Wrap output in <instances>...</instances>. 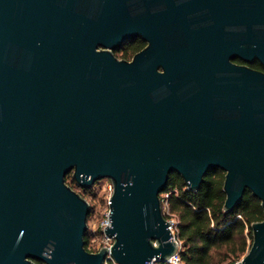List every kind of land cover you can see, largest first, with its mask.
<instances>
[{
    "label": "water",
    "instance_id": "1",
    "mask_svg": "<svg viewBox=\"0 0 264 264\" xmlns=\"http://www.w3.org/2000/svg\"><path fill=\"white\" fill-rule=\"evenodd\" d=\"M141 38L131 60L114 51ZM240 58L247 64H236ZM264 0H0V264L166 263L160 195L225 172L264 213ZM110 179L111 247L85 248ZM235 264H264V219Z\"/></svg>",
    "mask_w": 264,
    "mask_h": 264
},
{
    "label": "trees",
    "instance_id": "2",
    "mask_svg": "<svg viewBox=\"0 0 264 264\" xmlns=\"http://www.w3.org/2000/svg\"><path fill=\"white\" fill-rule=\"evenodd\" d=\"M132 41L115 50V55L121 53L120 59H129L144 44L141 41L132 46ZM249 65L263 70L259 61ZM224 178L223 170L213 169L205 175L200 189L192 191L180 175L174 174L169 178L167 189L160 195L162 202L168 204L169 213H164L165 217L168 220L176 218L177 221L174 225L175 238L179 242L178 255L182 264H235L252 245V224L264 219L261 201L247 190L243 200L232 211H225ZM98 182L87 190L75 182L72 174L66 176V183L84 198L86 194H91ZM91 207L92 214L95 209ZM89 243L87 231L85 248L95 252ZM107 264L115 262L110 260Z\"/></svg>",
    "mask_w": 264,
    "mask_h": 264
},
{
    "label": "rangeland",
    "instance_id": "3",
    "mask_svg": "<svg viewBox=\"0 0 264 264\" xmlns=\"http://www.w3.org/2000/svg\"><path fill=\"white\" fill-rule=\"evenodd\" d=\"M116 56L120 59L121 53H117ZM112 183L109 179H102L98 182L95 188L91 191V194H86V200L94 207L95 211L88 216V232L90 236V247L92 250H98V248L107 243V239L103 234L102 225L105 222L109 209V199L112 194ZM79 191V190H78ZM163 212L169 213L167 202H162ZM170 221L176 225V218L170 219ZM173 230L175 232V227ZM110 243V241H108ZM103 247V246H102Z\"/></svg>",
    "mask_w": 264,
    "mask_h": 264
},
{
    "label": "built area",
    "instance_id": "4",
    "mask_svg": "<svg viewBox=\"0 0 264 264\" xmlns=\"http://www.w3.org/2000/svg\"><path fill=\"white\" fill-rule=\"evenodd\" d=\"M112 189H113V186H112ZM108 225H110V221H109V213H108V215H107V218H106V220H105V222L103 223V225H102V228H103V234H104V230H105V227L106 226H108ZM173 223H172V231H173V233H174V235H175V232H174V230H173ZM104 236H105V238L107 239V243L105 244V245H102L103 247H111V245H112V243H113V239H111V238H109V237H107L105 234H104ZM108 241H110V243H108ZM102 246H100L99 248H98V250H100L101 248H102ZM98 250H95V252L96 251H98ZM110 260H112V259H110ZM109 260V261H110ZM113 261V260H112ZM169 263H171V264H182L181 263V260H180V257H179V255H178V253L175 255V256H173L169 261H168ZM108 263V261H106V264Z\"/></svg>",
    "mask_w": 264,
    "mask_h": 264
},
{
    "label": "flooded vegetation",
    "instance_id": "5",
    "mask_svg": "<svg viewBox=\"0 0 264 264\" xmlns=\"http://www.w3.org/2000/svg\"><path fill=\"white\" fill-rule=\"evenodd\" d=\"M141 41L144 42L143 46H142L141 48H139L138 50H136V51L133 53V55H132L129 59H127V60H131V59L133 58V56H134L136 53H138L139 51H141L142 49H144V48L147 46V42L144 41V40H142L141 38H138V39L132 41V46H136V45H138ZM125 59H126V58H125ZM233 61H234V63L239 64V65H241V64H247V63L243 62L240 58H236V59H234ZM248 65H249V64H248ZM261 71H264V67H263V70H261Z\"/></svg>",
    "mask_w": 264,
    "mask_h": 264
}]
</instances>
